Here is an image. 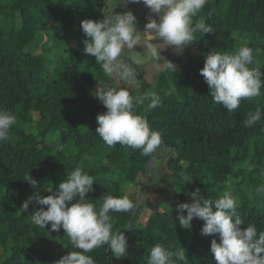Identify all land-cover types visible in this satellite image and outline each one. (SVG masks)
Listing matches in <instances>:
<instances>
[{"label":"trees","instance_id":"1","mask_svg":"<svg viewBox=\"0 0 264 264\" xmlns=\"http://www.w3.org/2000/svg\"><path fill=\"white\" fill-rule=\"evenodd\" d=\"M109 2L0 0V111L17 117L11 140L0 142V264H55L70 251H80L62 228L51 231L49 223L42 229L27 218L47 206L33 201L27 212L21 209L33 193L50 195L47 190H54L76 167L94 178V191L86 198L97 209L106 193L127 195L134 204L127 212L109 213L113 231L125 235L128 255L116 258L107 245L101 246L86 253L96 264H147L150 248L157 243L172 251L185 250V260L173 257L175 264H216L210 245L213 239L219 242L218 234L200 235L204 222L198 218L190 229L178 223L177 205L191 203L190 193L196 188L201 196L218 199L235 182L231 193L239 199L241 229L251 223L258 233L264 232V197L255 191L264 184V87L259 96L243 99L238 109L229 112L214 103L200 75L206 55L212 50H234L240 41H251L247 45L252 49L258 46L259 52L253 51L257 64L249 67L258 65L264 73L260 63L264 59V0H208L193 18L194 24L203 17L214 30L195 34L202 54L167 72L153 87L142 74L139 88L130 94L141 97L155 92L161 98L155 109H148V99L135 108L152 130L162 134L161 146L149 156L119 143L109 147L95 132L97 115L107 111L94 95L95 87H119L114 76L83 52L86 37L80 24L110 15ZM122 59L136 70L124 54ZM257 107L261 120L245 127L248 114ZM153 157L161 165H155L149 190L156 189L168 171L175 184L171 205L139 224L145 209L141 203L127 231L139 200L122 183L144 191ZM29 176L37 181L36 188L26 180Z\"/></svg>","mask_w":264,"mask_h":264},{"label":"clouds","instance_id":"2","mask_svg":"<svg viewBox=\"0 0 264 264\" xmlns=\"http://www.w3.org/2000/svg\"><path fill=\"white\" fill-rule=\"evenodd\" d=\"M208 0H124V4L143 3L150 13L159 16V22L151 14L143 32L137 29V18L127 11L121 14L104 16L103 20L84 19L81 29L86 39L83 40V52L95 58V63L110 77L113 75L125 81L128 85L136 83V74L131 64L126 63L122 56L125 50L133 51L140 43L142 34L148 39L147 53L157 61L158 69H172V62L161 57L160 52L169 46H175L177 51H183L196 40L197 32L203 35L213 33L211 25L206 24L201 17L193 24V18L198 15ZM151 41H158L152 43ZM141 54L136 53L132 63L140 62ZM162 61V63H160ZM253 55V49L243 45L232 53L211 51L205 57L200 75L209 88L214 103L232 112L240 107L243 99L259 96L264 87L261 76L264 75ZM171 91L165 93L170 95ZM96 98L107 111L96 117L98 127L95 132L103 142L113 147L117 143L133 150L139 149L141 155L149 156L161 146L162 134L151 129L144 116L137 115L135 108L144 100H150L148 109H155L161 104V98L155 92L141 97H133L128 87L99 88ZM262 118V111L257 107L250 112L244 122L245 127H252ZM17 123V117L11 111H0V142L11 140L10 130ZM264 175V170L261 171ZM33 188L37 181L31 176L26 179ZM95 180L81 167H76L66 175L54 190H47L50 195L41 197L33 193L22 204L21 209L27 212L29 205L35 201L41 206L28 215L30 222L44 229L49 223L51 231L58 232L61 228L69 238L70 243L80 251H70L55 264H96L86 253L107 245L116 258L128 255V242L123 232L113 231L110 212H127L134 207L133 201L127 195L116 197L106 193L102 196V205H96L87 199L89 192L94 191ZM264 197V184L256 190ZM192 202L177 205V219L181 228L190 229L194 218L202 220L200 235L218 234L219 242L213 239L210 251L216 264H264V232H259L255 224H244L239 215L237 198L225 191L218 199L205 198L196 188L190 193ZM187 214L184 215L183 213ZM185 260V250L181 247L176 251L157 243L149 251L147 264H175Z\"/></svg>","mask_w":264,"mask_h":264},{"label":"rangeland","instance_id":"3","mask_svg":"<svg viewBox=\"0 0 264 264\" xmlns=\"http://www.w3.org/2000/svg\"><path fill=\"white\" fill-rule=\"evenodd\" d=\"M110 5L112 6L111 8H110ZM108 7L110 8V12L112 10H114V14H121V13H124V12H127V11H131V12L133 11L132 10L133 8H131V7L129 8V3L124 4V0H112V2H109ZM135 13H137V12H135ZM139 22H141V20L137 19V23H139ZM20 23H21V19L18 17L17 24L19 25ZM248 43L250 44L251 41H245V43L240 41L239 45L234 50L224 51V52L232 53L236 49H238L239 47H241L243 45H247ZM200 47L202 48L201 45H200ZM253 51L254 52H259L258 46H255V48H253ZM137 52H139L141 54V56H140V62L139 63H135L136 70L134 69V71H135V74H136V83L132 84V85H128L125 81L121 80L119 78V76H117V81H116V79H115V81H116V85L119 88L120 87H128L129 91L134 90V89H138L139 86H140V81H141L140 78H141L142 74H143L144 78L146 79V81L148 80L150 85L153 87L155 84H157V82H159L164 76L167 75V73H161V72L157 73L156 72V73H154L155 74V76H154L155 80H154V78H153L154 74L150 77L146 73H144L145 72V71H143V68H145L144 64L145 63H149V61L152 60L151 56L147 53V49L146 48H143V47L135 48L133 51L129 52V56H126L127 54L125 56L129 57L133 61V59L136 57V53ZM260 63L264 64V59H261ZM178 67H176V68H178ZM164 83L165 84L168 83V80L166 79L164 81ZM96 90H97V88L95 87L94 94H95ZM79 123H80V127H82L83 124L81 122H79ZM32 127L33 126H31V129H33ZM52 140H53V137H52ZM160 151L157 154L158 158L160 156L159 155ZM156 164H157V166L161 165V162L156 161L155 165ZM162 167H166L165 162L162 164ZM156 173L158 175L159 172H156ZM157 175H156L155 181L159 177V175L158 176ZM169 175H170V173L168 171L166 173H163L162 177L160 178V180L157 181V184H158L157 188L156 189H152V190H148L147 193L145 194V196H144L145 189L143 191L142 188L139 187L138 191H135V189L132 188V187H135V184H128L126 182L122 183L124 188L126 189L127 193L130 196H135L134 194L136 193V199L139 200L140 204L143 203L144 206H145L144 207L145 209L142 211L141 217L139 219V222H138L139 224H142V223L144 224L146 222V219L148 218V216H150L153 212L165 210V208L167 206L171 205L172 196H173L174 191H175V184H174L173 180L170 178ZM143 180H144V178L141 179L140 183L143 182ZM231 182H232V180H231ZM234 183L233 184L229 183L227 191H230V192L233 191L234 185H235ZM46 193H49V192L47 191ZM237 201H238V204H239V199H237ZM2 253H3V249L0 248V257L2 255Z\"/></svg>","mask_w":264,"mask_h":264},{"label":"crops","instance_id":"4","mask_svg":"<svg viewBox=\"0 0 264 264\" xmlns=\"http://www.w3.org/2000/svg\"><path fill=\"white\" fill-rule=\"evenodd\" d=\"M112 6L110 5V8ZM133 8L132 13L136 16L137 19L141 20V22L137 23V29L140 32H143L145 29V25L148 23V19L147 17L151 14L153 19H156L157 22H159V16L157 14L154 13H150V9L145 6L143 3H139V4H132L129 3V8ZM113 11V10H112ZM111 11V12H112ZM110 12V13H111ZM137 12V13H135ZM114 14V13H113ZM152 43H158V41H151ZM147 43H148V39L146 37V35L142 34V38L140 43L136 46V48H146L147 49ZM200 40L197 41H193L191 44H189L186 48L183 49V51H177L175 49V46H169L167 47L165 50L160 52L161 57H163L164 59L172 62L176 67H178L181 64L186 63L190 58H196L199 57L202 54V50L200 47ZM124 56H129V51L125 50L124 52ZM125 56V57H126ZM129 61L132 62V60L129 57H126ZM157 61H155L154 59L150 60L149 63H145L143 68V71H145L144 73H146L148 76H152L154 73H167L169 71H171L172 69H158L156 67L157 65ZM162 63V61L160 62ZM135 65V63H134ZM138 70V69H137ZM137 72V71H136ZM114 78L117 81V75H113ZM155 74L153 75L154 78ZM142 77V76H141ZM159 77V76H158ZM146 80V79H145ZM155 80V78H154ZM138 82V81H137ZM148 82V80H147ZM118 83V82H117ZM149 83V82H148Z\"/></svg>","mask_w":264,"mask_h":264},{"label":"water","instance_id":"5","mask_svg":"<svg viewBox=\"0 0 264 264\" xmlns=\"http://www.w3.org/2000/svg\"><path fill=\"white\" fill-rule=\"evenodd\" d=\"M111 13L113 14L114 13V10ZM155 160H156V157H153L152 160H151V173H150V176L148 178V182H147V186L145 188L144 196H145V194L147 193V191L150 188L151 181H152V178H153V175H154V172H155ZM139 207H140V202L138 203V205L136 207V211H135V213H134V215H133V217H132V219H131V221H130V223L128 225L127 231L130 230V228H131V226L133 224L134 217L136 216V214H137V212L139 210Z\"/></svg>","mask_w":264,"mask_h":264}]
</instances>
